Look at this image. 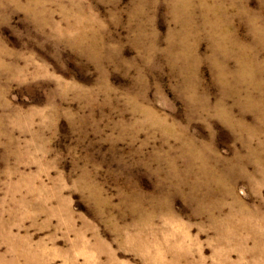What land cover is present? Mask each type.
Returning <instances> with one entry per match:
<instances>
[{"label":"rangeland","instance_id":"obj_1","mask_svg":"<svg viewBox=\"0 0 264 264\" xmlns=\"http://www.w3.org/2000/svg\"><path fill=\"white\" fill-rule=\"evenodd\" d=\"M263 41L264 0H0V264H264Z\"/></svg>","mask_w":264,"mask_h":264},{"label":"bare ground","instance_id":"obj_2","mask_svg":"<svg viewBox=\"0 0 264 264\" xmlns=\"http://www.w3.org/2000/svg\"><path fill=\"white\" fill-rule=\"evenodd\" d=\"M182 1V0H181ZM184 1V0H183ZM214 1V0H213ZM206 2V1H205ZM205 2H204V4H205ZM182 3H184V2H182ZM202 3V2H201ZM181 4V3H180ZM187 4V3H186ZM214 4V3H213ZM185 5V4H184ZM208 5V4H207ZM206 6V5H205ZM214 6H215V4H214ZM217 6V5H216ZM190 7V6H189ZM188 7V8H189ZM211 7V6H210ZM213 7V6H212ZM185 8V7H184ZM223 8V7H222ZM225 8V7H224ZM209 9V8H208ZM226 10V9H225ZM212 10H210V12H211ZM219 12V11H218ZM216 13V12H215ZM225 14V13H224ZM247 15V14H246ZM249 16V15H248ZM217 18V17H216ZM221 18V17H220ZM220 18H219V20H220ZM249 18V17H248ZM251 18V17H250ZM224 20V19H223ZM228 21V20H227ZM219 22V21H218ZM225 22V21H224ZM256 22V21H255ZM209 23V22H208ZM220 23V22H219ZM252 23V22H251ZM226 24V23H225ZM253 25V24H252ZM216 26V25H215ZM255 26V25H254ZM225 27H227V25L225 26ZM222 29V28H221ZM225 30V29H224ZM259 30V29H258ZM211 31V30H210ZM230 31V30H229ZM228 31V32H229ZM222 32V31H221ZM220 33V32H219ZM217 34V33H216ZM218 35V34H217ZM222 35V34H221ZM220 35V36H221ZM217 37V36H216ZM230 37V36H229ZM225 38V37H224ZM223 38V39H224ZM222 40V39H221ZM220 40V41H221ZM215 41V40H214ZM230 41V40H229ZM264 42V41H263ZM219 44V43H218ZM234 45V44H233ZM218 46V45H217ZM248 46V45H247ZM233 48H235V47H231V49H233ZM196 49V48H195ZM238 50H239V48H237ZM224 51V50H223ZM228 52V51H227ZM239 52V51H238ZM191 54V53H190ZM217 54V53H216ZM239 54V53H238ZM256 54V53H255ZM231 55V54H230ZM241 55V54H240ZM243 56V55H242ZM254 56V55H253ZM233 57H234V55H233ZM240 59V58H239ZM247 60V59H246ZM243 61V60H242ZM261 61V60H260ZM263 61V60H262ZM241 62V61H240ZM218 63V62H217ZM243 63H245V61L243 62ZM247 63V62H246ZM239 64V63H238ZM242 64V63H241ZM248 64H249V62H248ZM238 67V66H237ZM245 68V67H244ZM255 68V67H254ZM243 71V70H242ZM225 72V71H224ZM222 73V72H221ZM225 74H226V72H225ZM229 74V73H228ZM224 75V74H223ZM221 76V75H220ZM225 76V75H224ZM227 76V75H226ZM219 77V76H218ZM225 78V77H224ZM227 79V78H226ZM230 79H231V77L229 78V80L228 81H230ZM224 81V80H223ZM231 81H232V79H231ZM236 81V80H235ZM236 82H238V81H236ZM225 83V82H224ZM234 83V82H233ZM224 85V84H223ZM228 85V84H227ZM233 85V84H232ZM233 87V86H232ZM231 88V87H230ZM253 88H255V86L253 87ZM217 111V110H216Z\"/></svg>","mask_w":264,"mask_h":264}]
</instances>
